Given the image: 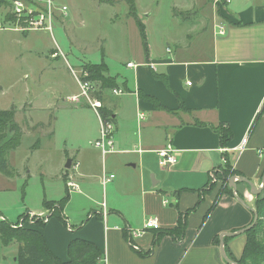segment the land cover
Wrapping results in <instances>:
<instances>
[{"label":"crops","instance_id":"0c3cea01","mask_svg":"<svg viewBox=\"0 0 264 264\" xmlns=\"http://www.w3.org/2000/svg\"><path fill=\"white\" fill-rule=\"evenodd\" d=\"M218 4L219 9L214 3L217 9H213L221 18L218 23L215 21L213 28L204 25L198 28L196 23L198 34L206 33L204 40L197 39L196 49L177 46L172 51L168 44L163 53L162 50L152 51L148 43L147 56L138 26L129 15L139 36L133 60H121L120 63H125L121 73L110 71L105 57L101 60L107 65L110 76L116 78L119 87L115 90H120L121 94H113V89L106 93L97 90L101 92L102 108L113 118L117 151L105 157L96 148L92 151L81 147L70 154L64 151L52 171L43 168L47 159L44 162L39 159L40 166L25 173L30 159L22 158L18 165L13 163L18 145L6 155L13 174L0 173V193L17 194L27 180L35 179L41 181L43 192L49 187V194L58 191V195L44 198L41 210L25 204L24 199L19 206L17 198L16 205L25 212L13 222L3 215L0 205V219L15 224L23 215L43 216L45 226L40 232L48 249L62 261L69 258L68 243L84 239L97 245L106 264H227L221 256L219 242L215 245L214 240L219 239L220 233L235 232L252 222L251 210H254L256 196L251 194L248 185L237 182L235 194L243 204L237 201L234 192H225L212 208L221 184L217 183L214 191L203 195L198 204L199 191L210 174L223 164V153L231 160L236 176L247 178L255 188L261 184L264 172V113L261 111L264 106V0H229V3ZM136 15L141 18L137 11ZM141 15L150 16H145V12ZM141 22L146 33V25ZM151 63L152 70L148 67ZM63 89L58 84L53 95L46 98V104L40 107L33 100H27L28 119L35 106L44 111L52 107L59 109V102L64 99ZM78 93L65 94L64 100L71 103L70 98ZM139 94L153 96L172 112L158 110L143 101ZM179 102L183 110L178 109ZM139 113L144 116L142 120ZM31 121L21 130V140L37 135L29 151L31 155H38L43 150L39 143L41 138L50 139L54 134L51 122L40 127ZM97 123L94 140L100 133L98 117ZM220 123L232 131L226 147L219 144L217 133L211 129ZM169 146L176 151L177 163L160 167L156 150ZM67 160H70L69 168L65 167ZM104 173L114 176L106 184H102ZM67 181L74 182L77 188L68 189ZM176 192L181 193L176 195ZM65 196L68 200L63 207L62 222L51 215L54 210L48 212L42 204L60 201ZM195 205L196 210L186 218V229L180 241L160 236L153 246L155 230L144 231L135 238L126 232V229L141 230L147 218H154L159 230H171L177 225L178 215ZM29 227L37 228L36 225ZM245 242L244 234L224 238V250L238 259ZM9 247L14 254L15 243L5 248ZM136 250L150 253L141 256Z\"/></svg>","mask_w":264,"mask_h":264},{"label":"rangeland","instance_id":"374dc122","mask_svg":"<svg viewBox=\"0 0 264 264\" xmlns=\"http://www.w3.org/2000/svg\"><path fill=\"white\" fill-rule=\"evenodd\" d=\"M50 1L51 13L54 14L52 31L40 29L20 32L10 28L0 29V110L12 111L13 120L21 126V130L25 125H30L31 119L33 124H40V127L51 122L54 134L50 139L41 138L39 143L43 150L38 155H31L29 151L37 135L22 138L13 163L18 165L22 163V158L30 159L25 173L29 169L33 171L38 168L39 159L43 162L47 159L43 168L52 171L57 166L56 160L63 156L64 151L70 154L81 147L93 151L94 147L90 143L94 140L97 117L84 101L80 100L74 105L65 101V94L79 92L76 78L80 79V76L87 74L84 68L88 64L101 62L105 57L109 70L121 73L124 72L125 65L124 61L120 63L121 60H133V52L139 47V36L129 14L126 15L129 3L133 4L140 20L146 25V37L155 52L162 50L164 53L168 44L172 51L177 46L187 50L196 49L199 43L197 39L204 40L203 36H206V33L199 35L197 29L203 25L213 28L221 18L214 12V9H219L216 0ZM42 8L44 4L40 3L38 9ZM5 10L6 8L0 7V11ZM142 12H145V16L150 15L149 18H143ZM196 23L199 24L198 28ZM54 65L58 68H54ZM58 84L63 86L62 91L65 92L62 95L64 99L59 102L60 108L52 107L47 111L36 109L46 104V98L53 95ZM92 86L96 96L100 89L99 83L92 81ZM27 100H33L38 106L33 107L29 119L26 114L29 111L25 104ZM81 104L88 107H78ZM210 176L214 179L213 173ZM27 181L17 194L0 193L1 211L9 222L16 221L19 214L25 212L18 208L23 199L25 204L41 210L44 198L47 200L58 195V191L49 194V187L43 192L41 181ZM100 190L99 187V193ZM262 196L264 190L255 200ZM17 198L20 200L19 206L16 205ZM51 211L53 208L48 209V212ZM24 216L11 225L30 228L29 226H38L37 222L45 219L43 216ZM257 239L264 242V220L257 231ZM12 252L11 247L4 248L0 244V264H15L16 252Z\"/></svg>","mask_w":264,"mask_h":264},{"label":"trees","instance_id":"16d2710c","mask_svg":"<svg viewBox=\"0 0 264 264\" xmlns=\"http://www.w3.org/2000/svg\"><path fill=\"white\" fill-rule=\"evenodd\" d=\"M9 0H0V7L3 9H7L9 6ZM129 15L134 19L135 24L138 26L140 32V39L142 40L143 51L147 56L148 52V42L146 40L145 26L142 24L141 20L136 15V10L133 8V4L129 3ZM7 19H12L10 15L6 16ZM87 73L86 76H81L82 80L92 82L96 81L99 83L100 89L103 90H112L118 88L116 83V78L111 77L108 72V67L104 62L100 63H91L88 64L84 68ZM155 77H157L155 75ZM85 78V79H84ZM165 84V81H163ZM96 97L101 99V92L96 93ZM139 97L143 101L150 102L154 105L155 108L164 112H172L169 109L163 107L159 101H157L153 96H145L143 94H139ZM178 109L183 110L184 106L179 102ZM261 111L264 113V106ZM100 115L104 120H112L111 113L103 108L100 109ZM197 125H202L201 123H197ZM213 131H215L219 138V144L222 147H226V143L232 137V131L228 128V126L219 124L217 126L211 127ZM22 131L18 124H16L13 120V112L0 110V173L10 176L13 174L10 165L7 163L6 155L7 153L14 151L21 141ZM222 158L224 162L221 166L217 167L212 173L214 175V179L210 176L208 178L207 183L204 187L199 191V201L200 203L202 196L214 191L216 188L217 182L220 181V189L217 193L216 199L213 203V207H215L216 202L219 197L223 193L233 194L232 189H228V180L232 176H236V172L232 169L231 160L227 158L226 154H222ZM181 192H176L178 195ZM68 197L65 196L60 201H44L43 207L45 209L53 208L54 212L51 214L55 216L58 220L63 221L62 213L63 207L67 202ZM197 204V205H198ZM255 211L257 213V223L251 229H249L244 235L246 236V242L243 247V252L241 256L236 259L231 253H228L226 250L227 257L231 260L232 263L236 264H263L264 263V242H260L257 239V231L262 226L264 220V196L259 199V197L255 200ZM197 205L194 208L186 210L185 213H180L177 218V225L171 230H155L156 239L153 242V246L157 244L160 236H169L176 241H180L183 238L184 231L186 229V218L187 216L196 210ZM211 208V209H212ZM209 210V212L211 211ZM208 212V213H209ZM204 218L207 216V214ZM25 216L23 215L22 218ZM37 228H24V227H14L5 219H0V244L2 247H7L11 244H17V251L15 254V264H100V260L102 259V254L97 247V245L93 244L90 241L84 239H74L68 243L67 246V255L69 256L68 260L62 261L56 255H54L47 247L45 240L40 232V229L44 228L43 222H37ZM66 225V224H65ZM128 229H126V232ZM219 242L218 237L215 238L214 244L217 245ZM131 244V242H130ZM132 245V244H131ZM139 255H147L150 253H141L137 251Z\"/></svg>","mask_w":264,"mask_h":264},{"label":"built area","instance_id":"2783aa9c","mask_svg":"<svg viewBox=\"0 0 264 264\" xmlns=\"http://www.w3.org/2000/svg\"><path fill=\"white\" fill-rule=\"evenodd\" d=\"M218 3H229V0H216ZM40 3L44 4V8L38 9ZM51 1L50 0H12L5 12L0 11V29L10 28L13 31H29V30H47L52 31V21L54 14L51 13ZM62 10H65L63 8ZM7 15H10L12 19H7ZM221 34L222 31H219ZM127 67H132V64H127ZM149 69H153L154 65L151 63L148 65ZM86 76V75H85ZM75 77V75H74ZM77 85L79 93L76 97L70 98V102L77 104L78 101L82 100L93 109L96 117L99 120V136L92 142V146L100 151L102 157L114 153L117 150L114 147V124L112 120H104L100 115V109L102 103L94 95L95 90L92 86V82L77 79ZM113 94H121L120 90H112ZM139 119L142 120L144 116L138 114ZM245 140H242V146L245 145ZM176 151L171 147L162 148L156 150L157 161L160 167H168L177 163ZM113 174H103L102 184H106L109 180L113 179ZM68 189H76L77 186L72 181H67ZM32 217V215H30ZM20 226V222L19 225ZM159 229V223L154 218H147L144 221V225L141 230L129 231V236L132 238L139 237L144 231ZM100 264H106L103 258L100 260Z\"/></svg>","mask_w":264,"mask_h":264},{"label":"water","instance_id":"95a60500","mask_svg":"<svg viewBox=\"0 0 264 264\" xmlns=\"http://www.w3.org/2000/svg\"><path fill=\"white\" fill-rule=\"evenodd\" d=\"M70 160H67L66 161V168H69L70 167ZM239 182V183H243L245 185H248L249 189H250V192L252 195L254 196H259L261 194V192L264 190V172H263V175L261 177V184L258 188H255L254 185L252 184V182L250 180H248L247 178H242V177H238V176H232L229 180H228V188L229 189H233V192L235 194V191H236V183ZM235 197L237 198V201L240 203V204H243V201L241 200V198L237 197L236 194H235ZM252 214H253V217H252V222L247 225V227L245 228H242L240 230H237L235 232H232V233H220L219 234V250L221 252V256L223 258V260L225 261V263L227 264H236V263H232L231 260L227 257V254H226V250H224V238H232L234 236H237V235H242V234H245L249 229L253 228L255 226V224L257 223V213L255 210H251Z\"/></svg>","mask_w":264,"mask_h":264},{"label":"bare ground","instance_id":"6f19581e","mask_svg":"<svg viewBox=\"0 0 264 264\" xmlns=\"http://www.w3.org/2000/svg\"><path fill=\"white\" fill-rule=\"evenodd\" d=\"M81 77V76H80ZM85 79V78H84ZM103 175V174H102ZM251 223V222H250Z\"/></svg>","mask_w":264,"mask_h":264}]
</instances>
